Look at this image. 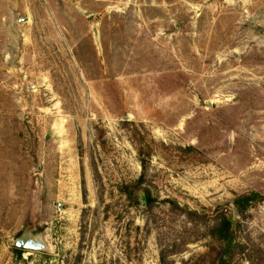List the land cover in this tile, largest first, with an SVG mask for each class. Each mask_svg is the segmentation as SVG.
<instances>
[{"label": "rangeland", "instance_id": "1", "mask_svg": "<svg viewBox=\"0 0 264 264\" xmlns=\"http://www.w3.org/2000/svg\"><path fill=\"white\" fill-rule=\"evenodd\" d=\"M0 264H264V0H0Z\"/></svg>", "mask_w": 264, "mask_h": 264}, {"label": "trees", "instance_id": "2", "mask_svg": "<svg viewBox=\"0 0 264 264\" xmlns=\"http://www.w3.org/2000/svg\"><path fill=\"white\" fill-rule=\"evenodd\" d=\"M221 233H222V236H221L222 241L223 242L228 241V239H229V237L231 236V233H232V223L226 217H224L222 225H221ZM18 253L21 254L22 250L18 249ZM223 262H224V260H223Z\"/></svg>", "mask_w": 264, "mask_h": 264}, {"label": "water", "instance_id": "3", "mask_svg": "<svg viewBox=\"0 0 264 264\" xmlns=\"http://www.w3.org/2000/svg\"><path fill=\"white\" fill-rule=\"evenodd\" d=\"M25 19H28V17L25 18ZM17 246L25 247V248H28V249L39 250V249H42L43 243L40 240H35V239H32V238L27 239V240L20 239L17 242Z\"/></svg>", "mask_w": 264, "mask_h": 264}]
</instances>
